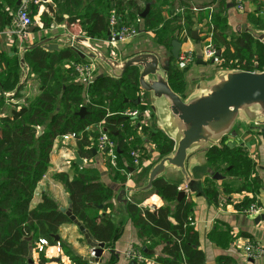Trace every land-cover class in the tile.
<instances>
[{"label":"trees","instance_id":"16d2710c","mask_svg":"<svg viewBox=\"0 0 264 264\" xmlns=\"http://www.w3.org/2000/svg\"><path fill=\"white\" fill-rule=\"evenodd\" d=\"M51 1L54 5L43 1L39 4L30 2L32 18L39 15L36 24L33 21L35 31L42 30L47 34L55 24L64 23L72 33L103 38L111 28V16L115 12H118V28L126 20L127 23H133L141 19L145 30H151L153 23L162 20V10L155 13L157 5L159 8L169 5L172 9L170 15L175 14L172 19L174 26L159 25L156 37L161 45L172 47L174 39L171 34L175 30L181 29V37L185 30L190 34L193 31V21L188 18V12L193 11L190 8L191 0ZM17 2L18 0H0V30H4L9 24L10 10L17 11ZM259 4L260 7L261 3ZM147 5L148 13L142 17ZM182 6L188 7V11L185 14L176 13ZM203 7L206 4L199 6ZM218 20L223 22L218 17L215 22ZM217 26L218 22L214 25L215 29L212 28L213 40L224 54L225 67L249 71L264 69L263 43L246 30L228 37L224 29H218ZM253 27L264 31V24ZM45 34L40 35V40L46 38ZM78 47L80 46L48 51L38 46L25 50L22 58L0 52V264H31L30 260L36 264L34 255L38 252L40 238H46L50 245L59 242L62 249L66 247L61 239L56 240L54 236L59 234L62 224L72 221L70 217L47 194L42 195L36 206L31 205L35 189L50 167L54 146L62 135L74 133L76 152L83 158H90L93 156L92 148H96V138L100 132L98 126L104 122L103 130L106 129L118 142L117 165L116 168L110 166L112 171H127L132 164L124 141L125 133L119 129V124H124L125 132L131 133L137 144L135 145L141 149V157L146 152L151 156L152 150L157 151L160 157L173 150L174 141L163 131L145 126L138 119L122 114L128 107H136V95L141 90L138 68H130L121 78L99 75L86 85L74 69V64L84 62L89 57L82 54ZM177 61H171L168 80L172 89L180 94L184 90L185 81L183 70ZM26 65L39 82L38 93L28 96L24 102L20 101L21 104L7 105L5 109V93H13L10 99H23L26 82L22 79V74H25ZM83 107L85 112L80 113ZM141 131L148 133L154 143L150 151L138 144L143 141L139 135ZM225 140L226 138L207 152L206 160L196 166L192 174V178L197 180L204 177L205 186H200L201 194L214 204L219 201V188L228 195L233 191L255 194L260 187V178L255 174V162L248 151L243 145L230 147ZM72 170L73 176L63 171L55 175L66 187L72 213L88 229L94 240L105 242L107 247H111L117 237V227L106 212L111 206L112 190L100 182L96 168L80 166L74 161ZM216 173L224 178L215 179ZM125 176L122 178L123 182L126 181ZM226 178L230 180L227 181ZM232 178L240 181L238 186ZM220 180H223L222 185L218 187ZM180 182L158 178L151 190L164 200V205L151 208L130 203L127 206L128 214L138 228L140 237L154 242L147 245L149 249L159 243L163 244L162 254L155 256L158 264H205V253L199 248L198 231L190 225L193 201L187 198V194L177 200ZM252 203L260 204L254 195L246 197L237 207L242 211ZM99 205L103 207L99 208ZM237 235L244 236L246 233ZM235 237L225 223L216 224L209 233V239L222 248L232 243ZM140 249L143 251L142 247ZM38 253L40 256L37 264L50 262L45 251ZM88 261L86 259L82 263L86 264ZM217 262L235 264L234 258L229 255L219 256Z\"/></svg>","mask_w":264,"mask_h":264},{"label":"crops","instance_id":"0c3cea01","mask_svg":"<svg viewBox=\"0 0 264 264\" xmlns=\"http://www.w3.org/2000/svg\"><path fill=\"white\" fill-rule=\"evenodd\" d=\"M259 1L261 0H246L244 2L246 8L245 11L246 12H251L253 10L255 11L257 8H259L260 5ZM229 7H232V5L230 4L228 8ZM9 24L5 27L4 30H0V52L7 51L6 52L7 54L13 56L12 55L13 53L11 52L9 45L10 46L13 45V47H15V44L13 43L14 40L10 39L9 36V32L11 31L9 29ZM61 26H65V24L62 23ZM192 30L197 31V36L199 37V39L202 38V36H199L200 35L199 28L194 26ZM63 32H70V30L66 28L63 31H59V32L53 31L51 32L52 34H45L46 36L44 37L59 35L62 34ZM40 33L41 31L40 32L35 31L33 33L31 32L29 33L28 37L30 38L31 41L29 45H33L35 42L41 39V37L40 38L36 37L37 35H40ZM16 36H18L16 38L17 39L16 41L19 42V40H21L22 37L19 34H16ZM181 38L182 37L180 36L179 40L182 41L181 50L192 49L194 50L195 53L194 61L189 65V67L183 73L185 87L182 93H180V95L184 99H187L192 94L197 92L198 85L200 83L210 82L216 77V75L215 77L210 79L205 77V74H207V72L210 71L209 68L211 65H208L207 61L205 59H202L201 47L199 45L198 38L192 36L191 40L189 41H184ZM64 39L65 38L61 37L59 39L53 40L52 42H57L59 44L60 49H62L64 48L63 47ZM95 40H97V38H95ZM108 44L109 43H107V46H109ZM67 47H71V46H67ZM24 49L23 51H25ZM102 51L106 53L105 50ZM85 53H87V51ZM110 55L113 56L112 53ZM117 59L121 60L120 58ZM199 59L205 60L206 63L198 62ZM102 72H104L103 75L107 74L104 68L101 66V70L98 73V76L101 75ZM31 80L32 81L28 80L26 82L25 88L23 90V99L21 100V102L24 101V99L26 100V98L31 94L38 93L39 82L35 78ZM31 82H33L34 84H32ZM30 86L31 87L35 86L32 92H29V89L31 88ZM4 95H5V99H4L3 107H5V109H7V105H13L17 103L21 104L19 103L20 99H16V98L10 99L13 93H5ZM140 104L137 105L136 103L137 106H140ZM128 108H132V107H128ZM150 109L153 111L155 115L154 117L155 120L154 119L153 120H154V124L157 125L156 129H159L166 134V132L164 131L163 127L160 124L157 110L153 107V104H151ZM141 124L145 126H151L152 122L151 119L146 116L143 119V122H141ZM237 131H238V136L237 137L227 136L225 143L228 144V146L230 147L243 145L244 148L248 151V154L255 162V170H256L255 174L260 178V184H259L260 187L257 190V193L255 194L249 191H242V192L233 191L228 195L222 191V188H219L220 193H219V201L217 204L210 203L208 199L202 194L187 192V198H190L193 201V212H192L190 225L193 226L198 231L199 243H200L199 248H201L205 253V264H218L217 260L218 257L221 255L232 256L235 260V264H264V256L251 259L247 257L244 250V246L248 242H258L264 245V220H261L259 223H256L254 221L255 217L249 216L241 212V210L238 209L237 207V205L241 201H243L246 197H252L254 195L264 209V126L255 127V125L251 126L250 124L244 121H240L237 124ZM139 135L140 137L144 138L148 143V139L145 138L144 133L142 131L139 132ZM61 140L63 141L62 137ZM71 140L72 141L70 143L72 144L73 147H75V139L73 138ZM58 142L59 141L57 140L56 144ZM66 151L67 149L60 150L59 154L66 155L67 153ZM75 152H76V147H75ZM153 152L157 153V158L159 159L161 158L160 154L157 151L152 150V153ZM52 154H51L50 167L48 169V172L45 174L46 177L45 178L43 177V179L38 183L35 189V193L31 203L32 206H36L40 202L43 194H47L48 196L52 197L58 203L59 207L69 206V202H68L69 195L66 190V187L61 180L55 177V175L63 171L69 173L70 176H73L74 171L72 170V163L70 162L68 166L64 165V167H61L57 165V162L53 159ZM104 154L105 153L102 152L96 154L93 153V156L90 158L82 157L84 159L82 165L85 167L96 168L99 172L100 182H102L103 185L111 189L113 192L111 206L106 210V212L109 214L110 219L117 227V234H116L117 237L112 242L111 247H107V249L104 251L101 257V261L98 264H123L126 262L124 253L130 246L134 245L140 248L147 247L149 249L147 245L154 244L152 240H149L148 238L143 240V238L140 237L138 228L135 226L132 219L129 217L127 206L130 203H136V204L149 206L151 208H153L154 206L160 207L164 205L165 203L164 200L159 195H157V192H153V190L134 191L130 193L126 191V189L143 186L147 182L150 168L154 166L159 159L156 160V162H148L151 161L148 158V160L142 161L140 167L136 170H133L134 167L130 165L127 171L122 169H121L122 171L121 170L118 171L117 169H115V171H112L113 168H110V166L113 167L111 163L110 162L106 163L103 160V156L106 155ZM205 160H206V154L203 155L202 157H199L198 159L193 160L189 164L188 169L191 177L195 171L194 169L196 168V166H199V164L203 163ZM129 172H131L130 177H128L127 175V173ZM123 176L126 177L125 182H123L122 179ZM162 178L169 181H181L179 187L185 188L184 178L182 176V173L179 169L175 167H168L166 172L162 175ZM225 180L228 181L230 180V178H226ZM199 181H200V186L204 187L205 186L204 177H202L201 180ZM222 181L220 180L218 182V187L222 185ZM232 181L235 183L236 186H238L240 183V181L235 180V178H232ZM90 213L92 215L94 214L93 211H90ZM99 213L101 214V212ZM171 220L173 221L172 217ZM218 223H225L231 228L232 232L236 235L234 241L230 243L226 248H222L218 246L215 242L209 239L210 231ZM238 233L239 234L246 233V235L244 236L237 235ZM82 234H83L82 231L73 221L62 224L59 228V235L63 246L66 247L62 249L61 243L59 242H57L54 245L49 244V246L45 250L46 256L50 258V262L48 264H79V263L83 264L84 260L89 259L88 256L90 251V245L88 244L86 238H85L86 240L83 239L84 234L83 235ZM58 243L60 244L61 247L60 253H58L55 248ZM162 248H163V244L159 243L153 249H150L151 251H153V253L148 255V257L150 256L149 258L154 260L152 264H158V262L155 261V256H160L162 254ZM110 249H112L114 252L113 253L110 252L109 251ZM36 254L39 255V253H35L34 255V260L35 263L37 264L38 260H36ZM57 257H60V261L54 260Z\"/></svg>","mask_w":264,"mask_h":264},{"label":"water","instance_id":"95a60500","mask_svg":"<svg viewBox=\"0 0 264 264\" xmlns=\"http://www.w3.org/2000/svg\"><path fill=\"white\" fill-rule=\"evenodd\" d=\"M22 0H18L17 5ZM54 3L51 0H42ZM149 5L141 14L145 17L148 13ZM258 41L264 44V31L246 29ZM29 32H35V26L29 28ZM110 34V31H108ZM192 36L198 38L197 31L191 32ZM67 38L74 42L76 46L87 50L86 55L97 61L105 70L107 75L114 78H121L130 68L137 67L139 70V86L150 93L153 97V107L157 110L158 119L167 136L174 141L173 150L162 156L154 166L150 168L147 182L137 188H127L126 191H149L153 188V183L166 172L168 167L179 169L184 178L185 188H181L177 200H181L187 192L201 194L200 182L191 177L189 173V164L207 152L216 145H219L227 136L237 137V124L244 121L255 127L264 126V69L243 70L230 69L221 70L216 77L205 83L198 85L196 93L189 98L184 99L175 92L168 80V71L172 59L178 60L182 48V41L174 39L172 41L171 54L169 57H163L159 53L151 51H141L132 54L127 58L108 56L98 48L94 42L81 35H74L71 32L46 37L33 45L25 47L24 50L42 47L48 51L59 50V44L52 42L55 39ZM222 50L218 49L217 55H221ZM198 62L206 63L199 59ZM103 75V74H102ZM140 99H136L139 104ZM128 101V99H126ZM83 111V109H82ZM82 111L80 113H82ZM106 131V129H104ZM40 133V132H39ZM94 154L96 148H92ZM106 152V149L103 150ZM84 159L75 152V163L82 165ZM215 179H223L224 176L216 173ZM69 206H60L59 209L66 213L68 217L79 227L87 239L88 244L94 251V257L88 260L100 262L104 251L107 249L105 242L94 240L88 229L72 213L71 199L68 198ZM102 208V205L98 206ZM264 220V213L254 218L256 223ZM56 240L60 235L56 234ZM31 239V237H29ZM110 252H114L112 249ZM146 254H152L153 251L147 247L143 248ZM54 260L60 261V257ZM31 264H34L30 260ZM130 264H136L131 261Z\"/></svg>","mask_w":264,"mask_h":264},{"label":"rangeland","instance_id":"374dc122","mask_svg":"<svg viewBox=\"0 0 264 264\" xmlns=\"http://www.w3.org/2000/svg\"><path fill=\"white\" fill-rule=\"evenodd\" d=\"M233 1H236V0H192V1H190L191 5H192V7H190V8H192V10H193V6H194V7H197V9H198L197 11L193 10L191 13L188 12V14H189L188 18L192 19V21H193L192 28H194V26H196L197 28H199L200 31L203 29L212 30V28L215 29L214 25H215V23L218 22V26H217L218 29H224V33L228 37L234 36L239 32L245 31L246 29H253V30L260 31L261 29H258L257 27H253V26H256V24L257 25H263L264 24V15H262L260 13V8H257L255 11L253 10L251 12H246L245 11L246 9L244 11L243 10L240 11V10L234 8V5L232 4ZM241 1L244 3L246 0H241ZM227 3H228V6L231 4L232 7L228 8ZM259 3H260V1H259ZM203 4H206V7L199 8V6H201ZM208 5L209 6L213 5V7L210 8ZM60 6H59V10H61ZM230 8H233V9H230ZM159 9L162 10V18H161L162 20H161V22H160V20H158V23H153V27L151 28V30H145V28L143 26V21L141 19H137L133 23H131V22L127 23V20H126L122 26H127L128 24L135 26L137 29V34L134 37H128L127 39H125L123 41L116 42L115 46L111 45V44H108L109 46H107V43H109L107 41L108 37H110L109 34H107L106 37L97 38V40H95V38H92L89 36H88V38H90L98 48H100L101 50H105L106 51L105 54H107L108 56H111L110 54L112 53L117 58L122 57L125 59V58H127V57H129L132 54L137 53V52L151 51V52L159 53L163 57H169L171 54V47H166V46L161 45L159 43V40L157 39L156 35L159 34L158 29H159L160 23L162 25H166L168 27H172L175 25L174 22L172 21V19L175 17V14L170 15V12L172 9H171V6H169V5H165V6L163 5L161 8H159V6L157 5L156 8H154L155 13L157 11H159ZM186 11H188V7H186L183 11L177 10L176 13L177 12H181V13L184 12L183 14H185ZM16 12L17 11H14L13 9L10 10L9 29L11 31L9 32V36H10V39L14 40L13 43L15 44V47H13V45L12 46L9 45V48H10L11 52L13 53L12 55H16L17 57L22 58L23 53H24L23 49L26 46H28L31 41H30L29 37L26 38L22 34H21V36H22L21 40H19V42L16 41L17 40L16 38L18 37V36H16L17 33H15V32H18V28H17V25L15 23ZM113 14H115L117 16L118 12H115ZM38 16L39 15L37 14L35 18H32L33 21H35V24H36L37 20L39 19ZM217 17L219 19L221 18L223 20V22L220 20L215 22V20H217ZM254 22L255 23L257 22V23L254 24ZM115 28L117 30L121 29V28L119 29L117 26H115ZM64 29H66L65 26H61V24L58 23V24H55L54 28L51 29L49 32H47V34H52L51 32H53V31H58V32L63 31ZM167 29L169 30L171 28H167ZM12 31H13V33H12ZM180 33H181V29L175 30V32L171 34V37H173V39H179ZM42 34H45V32L41 30L40 35H42ZM73 34L78 35L76 33H73ZM40 35H37V36L35 35V36L37 38H40ZM198 42H199V45L202 49L204 44H205L204 38L202 37L201 39H199V37H198ZM73 44H74V42L71 41L70 39H67V38L64 39V41H63V47H67V46L73 47ZM77 49H79V50L81 49L82 54L86 55V53H85L87 51L86 49H84L83 47H78ZM124 59H121V60H124ZM207 63H208V65H211L209 68L210 71L207 72V74H205V77L209 78V79L215 77V75L218 71L231 69V67H225V65H224V54L223 53H221V55H216L214 58L208 60ZM177 64L181 68L183 67L182 68L183 73L189 67V65L188 66H181V64L179 62ZM100 70H99V72H100ZM102 74H104V72H102L101 75ZM97 76H95V77H97ZM34 78L37 80L36 76L34 74H32V72H30V67L28 65H26L25 66V74L23 75L22 79L25 82H27L28 80L32 81L31 79H34ZM31 83L34 84L33 82H31ZM34 88H35V86H32L29 89V92H32V90H34ZM138 93L139 94L136 95V99H140L139 104L141 103L138 108L143 112V115L138 117L137 121H140V123H141V122H143V119L147 116L151 119L152 128L156 129L157 125L154 124L155 115H154L153 111L150 109L151 104H153V98H152L150 93H147V92L143 91L142 89ZM21 100L22 99H20V101ZM24 101H25V99H24ZM24 101H22V102H24ZM139 104H137V105H139ZM82 109H83L82 113H84L85 107H83ZM143 110H145V111H143ZM144 136H145V138L148 139V143L143 138V141L138 142V144L140 143V145H142V147H144V149H146V151H150L153 148L154 143L152 142V140L148 136V133L144 134ZM71 139H73V138H71ZM71 139H68V140L63 139V141H62L60 138V139H58L59 142L54 147L55 152L53 150V154H52L53 159L57 162V165H59L61 167H64V165L68 166L70 162L73 163L75 161V154H74L75 147H73L72 144L70 143L72 141ZM63 149H67L66 155H60L59 154L60 150H63ZM96 151H97V153H101V151H98V150H96ZM149 154L150 153H148V152L144 153L142 156V161L148 160ZM158 159L159 158H157V153L151 152V156H149V160H151V161H148V162H156V160H158ZM103 160L106 163L110 162L108 155L103 156ZM67 161H68V164H67ZM43 177L45 178L46 175H44ZM83 239H85L84 236H83ZM90 249H92V248L90 247ZM39 256L40 255L36 254V260H39ZM88 257H90V256H88Z\"/></svg>","mask_w":264,"mask_h":264},{"label":"built area","instance_id":"2783aa9c","mask_svg":"<svg viewBox=\"0 0 264 264\" xmlns=\"http://www.w3.org/2000/svg\"><path fill=\"white\" fill-rule=\"evenodd\" d=\"M42 0H22L21 4L19 5L17 12H16V17H15V23L18 28L17 34L21 36V34L25 37H28L29 35V28L33 25V19L31 16V12L29 11V4L30 2H33L35 4H39ZM232 3V2H231ZM234 5V8L244 11L245 4L241 0H236L233 1L232 3ZM210 8L213 7V5L209 6ZM186 7L182 6L178 8L177 10L183 11ZM260 8V13L264 15V0H261V6ZM193 10H198L197 7L193 6ZM117 16L115 14H112L111 16V28H110V34H109V39L108 42L111 45H116V42L118 41H123L127 39L128 37H134L137 34V29L135 26L132 25H127V26H122L120 30H117L115 28L117 24ZM204 38L205 44L203 48L201 49L202 53V59H205L206 61L214 58L217 55L218 48L216 47L214 40H213V31L212 30H206L203 29L200 31V35ZM22 37V36H21ZM192 36L188 31L183 32V37L182 39L184 41H189L191 40ZM73 47H76L75 44H73ZM113 57L116 58L115 55ZM195 59V53L194 50L189 49V50H181L180 56H179V63L182 66H188L190 65ZM74 69L82 79V81L88 85L91 81H93L94 77L98 75L99 70L101 69L100 64L95 61L94 59L88 58V60L81 62V63H76L74 64ZM139 106L135 108H127L125 109L122 114L126 117L137 119L140 117L143 112L138 108ZM103 125L104 122H102L98 128L100 129L99 136L96 138V150L101 151L103 153V150L106 149V152H104L106 155H108L110 163L113 167H116L117 165V158H118V142L115 140L111 135H109L105 130H103ZM119 129L123 131L124 134V141L126 144V149L128 151V155L131 157L132 164L131 166L134 167L133 170H136L140 167L141 162H142V157H141V149L139 146H136L137 144L134 141L133 136L131 133L125 132V126L124 124H119ZM63 139H68V138H74L75 134H66L61 136ZM136 144V145H135ZM128 177L131 176V172L127 173ZM241 212L252 216L256 217L257 215L263 214L264 209L262 205L258 203H252L249 207L243 209ZM49 241L46 238H40L39 243H38V252H43L46 250V248L49 246ZM56 251L58 253L61 252V247L60 244L58 243L56 245ZM245 253L248 258H257L260 256H264V245L258 243V242H248L244 246ZM89 256L94 257V251L93 249H90L89 251ZM126 261H135L136 263L139 264H152L154 260L149 258L138 246H130L124 253ZM90 261V260H89ZM99 262L95 261H90L87 262L86 264H98Z\"/></svg>","mask_w":264,"mask_h":264}]
</instances>
